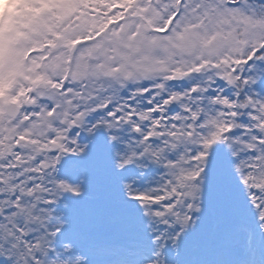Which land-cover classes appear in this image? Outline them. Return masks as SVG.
Returning <instances> with one entry per match:
<instances>
[{"label":"snow or ice","instance_id":"6c2138e0","mask_svg":"<svg viewBox=\"0 0 264 264\" xmlns=\"http://www.w3.org/2000/svg\"><path fill=\"white\" fill-rule=\"evenodd\" d=\"M0 264H264V0H0Z\"/></svg>","mask_w":264,"mask_h":264}]
</instances>
